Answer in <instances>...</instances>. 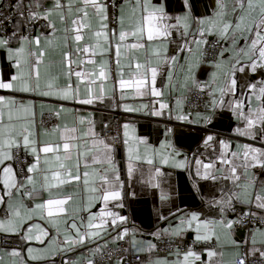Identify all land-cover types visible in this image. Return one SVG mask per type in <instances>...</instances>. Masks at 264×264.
<instances>
[{"label": "snow or ice", "instance_id": "snow-or-ice-1", "mask_svg": "<svg viewBox=\"0 0 264 264\" xmlns=\"http://www.w3.org/2000/svg\"><path fill=\"white\" fill-rule=\"evenodd\" d=\"M126 6L133 20L129 28H125ZM8 7L16 9V19L13 23L12 16H4L7 25L0 21V52L6 54L11 69H14L9 73V79H0V90H4V94H0V233L18 237L27 250L26 259L21 257L20 251L11 250L10 256L21 257L13 264H28V261L55 264V256L89 244L93 247L86 248V251L95 256L102 253L110 241L129 244L130 247L121 251L136 253V264H264V179H260L264 177V0H210L202 16L195 15L192 0H182V9L178 14L169 12L168 0H135L134 3L124 0L119 5V16L115 0H51L47 6L41 0H29L26 14L24 0H16ZM70 17L72 26H65L63 36L58 37L57 23L66 25ZM110 19L113 24L120 25L118 40L115 29L109 35ZM37 21L45 23L37 29ZM129 36L136 38L137 43H125ZM209 37L214 39L210 41ZM113 42L117 74L120 76L121 48L146 51L145 62L135 64V79L119 80L121 89L134 85L137 95H145L150 80L152 96L162 95V90H157L155 85L159 66L167 65L169 83L165 84L166 88L175 90L180 87L206 96L204 112H198L194 120L190 114H181L176 117L178 121L202 124L206 128L218 115L228 112L238 122L232 135L254 143L241 144L237 141L238 150L233 151L231 141L219 139V154L215 159L209 158L204 162L193 154L196 164L193 174L188 168L187 157L180 158L181 153L167 139L155 148L148 144L146 138L133 137L136 147H132L127 123L123 125V170L115 159L114 146L97 136L91 127L93 121L87 117L76 118L79 124L89 125L81 137L75 135V127L65 126L61 130L57 125L51 133L55 135L59 132V142L38 139L36 102L30 97L93 104L94 99L101 98L96 95L95 80L92 79L97 76V70L84 71L83 66L85 63L95 65L96 61H85L83 54L101 56L99 78L107 79L108 61L103 56L105 51L111 50ZM105 43L108 44L107 49L104 48ZM209 44L213 49L211 60L207 59L206 46ZM170 46H174L171 56L168 55ZM53 47L62 48L59 64L61 75L66 80L63 86L58 85L60 76L52 71V64L45 65L44 58ZM180 56L184 60L180 66L183 79L173 83L175 74L172 66ZM154 61L156 66H153ZM205 65L208 80L201 81L196 73ZM73 76L77 81L75 86ZM82 83L85 84L83 98L80 94ZM103 91L101 87V95ZM17 94L27 95L18 98ZM253 100L258 102L257 107H253ZM180 103L178 98L177 105ZM160 107L164 109L168 105L161 103ZM124 110L133 111L128 106H124ZM61 111L73 109L61 107ZM152 115H162V112L154 110ZM172 131L165 126V137ZM89 136L90 142L87 139ZM77 140L80 142H73ZM216 143L217 138L207 134L201 146L212 148L215 153ZM73 153L76 158L75 174L70 163ZM157 160L161 165L188 171L191 187L200 196L203 208L185 211L177 207L173 211L169 207L168 216L158 215V220L167 221V226L158 224L156 230L148 234L153 240H137L138 229L121 227L127 224L128 217L110 210L109 205L111 203L119 209L125 207V184L131 188L137 173H140L139 183L142 186L157 190L161 205H170L172 191L161 187L163 181L160 178L171 173L156 167ZM140 161L152 166L147 180L143 179V170L137 163ZM81 163L85 168L83 191L87 195L74 208L81 221L77 224L75 216L64 218L69 215L67 205L73 196L68 194L53 198L51 193L53 189H60L72 181L79 182ZM125 173L126 181L122 178ZM201 180L213 183L214 190L208 197L202 194ZM45 193L48 194L47 199L44 198ZM129 195L134 198L135 192ZM37 199L39 203H30ZM97 205L100 210L92 212L91 209ZM81 213L88 214L86 227ZM39 221H44L48 227H42ZM109 228L115 231V236L108 231ZM237 229L243 230V241L235 238ZM105 234L107 240L104 239ZM130 234L131 239H128ZM165 237L169 238L168 256L153 258L152 254L159 251L153 241L163 242ZM33 242L38 246H33ZM225 247L233 250L228 261L222 259L224 253L219 250ZM141 253H148L147 261ZM205 255L207 259L203 258ZM61 264H95V260L89 258L69 262L62 259ZM116 264L132 262L120 255Z\"/></svg>", "mask_w": 264, "mask_h": 264}, {"label": "crops", "instance_id": "crops-1", "mask_svg": "<svg viewBox=\"0 0 264 264\" xmlns=\"http://www.w3.org/2000/svg\"><path fill=\"white\" fill-rule=\"evenodd\" d=\"M43 4L46 6L51 3V0H41ZM135 0H132V3H134ZM160 2H163V0H160ZM124 3V0H117L118 5V16L120 14L119 5ZM169 5V12L173 14H178L179 11L182 9V0H168ZM208 5V1L204 0L203 2H200L197 4V8L195 15L196 16H202L205 13V7ZM208 14H211V10H208ZM71 17L68 19L66 25H61L57 23V36L62 37L63 36V28L65 26L71 27ZM133 23L132 18L130 17V10L126 6V21H125V28H129L131 24ZM95 21H93V27H95ZM116 31L117 40L119 38V31H120V25L119 23H116V26L113 28ZM109 29V35H111L112 30ZM213 39V37H209V40ZM147 41L145 40L144 43ZM43 43V42H42ZM62 44V40L60 41ZM127 44H134L137 43L136 38L129 36L127 40L125 41ZM104 48H108V44H104ZM174 46H170L168 55L171 56L173 53ZM61 53L62 48L60 47H53V49L49 52V54L44 58L45 59V65L51 63L52 64V71L60 76V79L58 81L59 86H63L66 83V80L63 75H61V69H60V60H61ZM109 54L114 55L115 59V81H111L109 78V70L107 68L108 72V78L101 80L99 78L98 74V68L101 61V56L97 54L95 57H90L88 54H83L85 61L88 59H94L96 61V64H88L85 63L83 66L84 71L91 72L94 69L97 70V76L93 77L92 79L95 80L94 89L96 92V95L101 96L100 99H94L93 104L91 105H80L75 104L72 101H61L56 100L51 97H39V96H31L30 98L33 99L36 102L35 105V125H36V132H37V138L40 140L56 143L59 142V132L53 135L51 133V130L55 126H59L61 130L67 126L68 128L75 127L77 129L75 135L77 137H81L84 132H86L89 128V125L87 123L85 124H79L76 121V118L78 116L87 117L88 119L93 121V124L91 125L92 130L97 134V136L102 138V133L105 128V125L109 123L111 120V109L113 107V99L117 98L118 104L117 108L118 111L123 115L122 116V124H121V133H122V147L119 150L115 149V159L116 161L120 162V167L122 170L124 169V160H125V146H124V128L123 125L125 123L129 124V144L132 147H136V142L133 140V137L135 138H146L148 144L155 148L160 147V142L162 140L167 139L170 141L180 153L181 157H187L188 161V168H190L195 173L196 164L195 160L193 159V154L195 153L198 155L204 162H207L209 158L215 159L216 156L219 154V139H225L231 141L230 148L233 151H237L236 143L239 141L241 144L243 143H254L253 141L246 140L243 137L239 136H233L232 132L233 129L237 126V121L231 117V114L228 112H225L223 114H220L217 116V118L213 121L212 124L208 125L206 128L202 126V124H193V123H187V122H181L176 119L177 116L183 114L188 116L185 108H184V96L189 92L188 89L176 87L175 90H172L170 87L166 88L165 84H168V71L167 65L161 64L158 69V75H157V81L155 87L157 90H162V95L160 96H152L151 94V82L149 80V86L148 90L145 95H137L135 86L133 87H125L123 89L120 88L119 80L122 78L125 81L134 80L135 79V64L136 62L144 63L145 62V55L146 51L145 49H132L129 48L125 50L124 48H121V57H120V63L121 68L120 72L122 73V76L118 75V69L116 64V49H115V42H113L112 48L110 51H105L103 59L108 61ZM76 59V57H73ZM129 64L132 66L129 67ZM184 64L183 56L179 57L178 62L172 66V70L175 74V79L173 80V83H176L178 80L183 79V70L181 69V65ZM109 65V61H108ZM153 66L155 65V61L153 62ZM75 68L76 66L73 65ZM42 74L44 72V67L42 66ZM14 72V69H11L9 61L7 59L6 54L0 52V79H4L5 81L10 78L9 73ZM208 68L205 65L201 69H199L196 73L197 78L201 81L208 80ZM259 78V77H257ZM76 77H72V83L75 86L76 84ZM103 87L104 91L101 95L100 88ZM0 94H4V90H0ZM80 94L83 98L85 96V84L80 85ZM123 94L124 98L121 99V95ZM27 95V94H17V97ZM181 99L180 105H177V99ZM161 103L167 104L168 107L161 109L160 105ZM124 106L131 107L133 111H125ZM258 102L256 100H253V107H257ZM61 107L73 109V111L64 112L61 111ZM79 110V111H76ZM162 112V115L154 116L152 115L153 111ZM59 112L60 115L57 116L56 113ZM201 112H204L201 111ZM196 113L190 114L191 119L196 118ZM171 117V118H170ZM49 118V119H48ZM165 126L170 127L173 129L172 133L169 134L167 137H165ZM183 130L185 132H196L199 134V140L196 145L193 146L191 150L186 149L184 146H178V144L174 141V133L176 130ZM47 133L45 135H41V133ZM207 134H213L217 138V143L215 145L216 152L213 153L212 148L204 149L202 145V141L204 137ZM89 142L91 141V136L87 138ZM76 143H79L80 141H73ZM254 146H260V145H254ZM143 146L140 147V152L143 154ZM61 154H63V150L61 149ZM29 161H31V157H29ZM75 153H73V158L71 160L72 165V171L75 174ZM139 164V167L143 170V179L147 180L148 178V170L150 165L144 163L143 161L137 162ZM156 167H161L162 171L165 173H171L170 176H163L161 177V181L163 183L161 184V187L167 191L171 190L173 194V199L171 201V204H164L161 205V202L158 199V192L155 189H148L146 186H142L139 183L140 180V173L136 174V180L132 182V187L129 188L127 183L125 184V207L123 209L114 208L112 204L110 203L109 209L112 211L119 212L125 216L128 217V221L126 225L129 229L136 228L138 229L136 233L137 240H153V237L148 235L151 232H154L156 230L157 225L167 226V221H160L158 220V215L163 214L164 216H168L169 213V207L172 208L173 211L178 207L180 209H183L185 211H199L201 208H203V204L201 201L200 196L197 195V193L192 189L191 182L188 179V171L187 170H181V169H174L170 168L166 165H161L160 162L157 160ZM89 171L91 168L88 169ZM203 170V169H201ZM85 171V168L83 166V163H81L80 166V174H81V180L79 182L72 181L70 184L63 186L60 189H53L52 190V196L53 198H60L63 196H66L68 194H71L73 196L72 201L67 205L68 213L69 215L67 217H64L65 219H71L73 216L76 218L77 224H79L80 216L76 215L74 212V208L79 206L82 202L81 198L86 196L87 194L83 191V172ZM258 171V170H257ZM127 180L126 173L122 177ZM260 179H264V177H260ZM202 194L205 197L210 196V194L214 190V186L212 181L208 180H201L200 182ZM220 183H223L222 181ZM259 185V181L257 182V186ZM2 187V186H0ZM135 192V197H131L129 193ZM218 195V193H217ZM44 198H48V194H44ZM18 199V198H17ZM40 200L37 199L35 201H32L30 203H39ZM99 205L93 207L91 209L92 212H98ZM80 215L83 216L84 225L87 226V219L88 214L87 213H81ZM2 218V216H0ZM40 225L42 227L47 228L48 225L45 224L44 221H39ZM61 228H63V224H61ZM119 230V229H117ZM111 232L113 236H115V231H113L111 228L108 230ZM54 234V233H53ZM0 235H6L4 233H0ZM191 235V234H189ZM12 237V236H9ZM15 239H18V237H12ZM168 238V237H166ZM238 241H243L244 234L243 230L237 229V235L235 237ZM61 240H63V236L60 237ZM105 240L108 239L107 234H105L104 237ZM128 239H131V234ZM20 241V240H19ZM116 242H123L126 247H130L129 244L125 243V241H110L109 243H116ZM154 242V241H153ZM23 245V242H21ZM97 243H103V241H97ZM33 246L35 245V242H33ZM93 247V245L89 244L85 246L84 248H77L75 251H70L67 253H62L60 255L55 256V264H61V260L65 259L69 262L71 261H86V259L93 258L92 253L86 251V248ZM198 250V249H197ZM220 251H223L224 256L222 259L224 261H228L231 258L232 249L225 247L223 249H219ZM199 251V250H198ZM11 250H7L0 247V264H13V261L19 262L21 257L24 259L27 258V250L25 247L22 248L21 257H12L9 255ZM131 253V250L129 251ZM136 254V253H135ZM141 257L147 261L148 259V253H141ZM153 258L156 256L165 257L167 255H159L155 252L152 254ZM172 258V257H169ZM204 259H207L206 255L203 257ZM28 264H43V262L39 261H28ZM112 264H116V261Z\"/></svg>", "mask_w": 264, "mask_h": 264}, {"label": "built area", "instance_id": "built-area-1", "mask_svg": "<svg viewBox=\"0 0 264 264\" xmlns=\"http://www.w3.org/2000/svg\"><path fill=\"white\" fill-rule=\"evenodd\" d=\"M28 2H29V0H24L25 14L27 12ZM15 3H16V0H0V21H3V23L6 25L8 24V22L6 20H3L4 16H12L13 17L12 22L15 23L16 9H14L12 7H8V5L15 4ZM115 3L117 5V0H115ZM116 13L118 16V5L116 8ZM109 15L111 17V10H110ZM41 23H45V22L37 21L35 24V27L37 29H39V25ZM115 26H116V24H113L111 22V19H110L109 20V29H113ZM8 27L10 30L11 26L8 25ZM206 51L208 53L207 59L211 60L213 49L211 48L210 44L208 46H206ZM108 61H109V65H108L109 78L111 81H115V76H116L115 75V59H114L113 54H109ZM205 99H206V96L199 95L195 90L189 91L184 96V108H185L187 114H193L196 112L203 111ZM117 104H118V100H117V98H114L113 99V107L110 111L111 112V120L107 124V127L104 128L103 133H102V138L105 139L107 143L113 145L114 149L119 150L122 147L121 124H122V116L123 115L118 111ZM21 156L23 157V153H21ZM240 230H242V229H240ZM168 239L169 238L165 237L163 242L154 241V243H156L158 245V249H159V251L155 252L156 254H159V255H167L168 254ZM0 247L7 249V250L16 249V250L22 252L23 245H22L21 241H19L18 239L9 237L7 235H0ZM122 248H126V246L123 242L108 243L107 248L102 249V253H96L92 259L95 260V264H112L113 262L116 261V259L120 255H124L127 260L132 262V264H136V254L131 253V252L124 253L121 251ZM198 250H200V249L198 248ZM109 253H111V259L109 258ZM102 255H103V258H101Z\"/></svg>", "mask_w": 264, "mask_h": 264}, {"label": "water", "instance_id": "water-1", "mask_svg": "<svg viewBox=\"0 0 264 264\" xmlns=\"http://www.w3.org/2000/svg\"><path fill=\"white\" fill-rule=\"evenodd\" d=\"M204 0H192L193 3V10L196 13L197 4L200 2H203ZM208 1V4L210 3V0ZM199 140V134L196 132H185L183 130H176L174 133V141L178 146H184L186 149L191 150L194 145L197 144Z\"/></svg>", "mask_w": 264, "mask_h": 264}]
</instances>
